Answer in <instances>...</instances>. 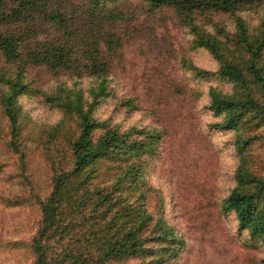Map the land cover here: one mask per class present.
<instances>
[{
  "label": "rangeland",
  "instance_id": "obj_1",
  "mask_svg": "<svg viewBox=\"0 0 264 264\" xmlns=\"http://www.w3.org/2000/svg\"><path fill=\"white\" fill-rule=\"evenodd\" d=\"M42 1V10L21 0H2L0 7L12 19L0 24V39H17L11 53L0 48V264H33L37 197L49 194L59 166H71L80 100L95 120L145 145L132 159L137 182L122 193L150 216L148 239L143 253L106 264H264V236L240 228L225 204L233 188L247 187L238 167L264 177V111L244 116L234 129L216 126L225 116L211 109L210 93L239 89L216 72L217 59L195 42L172 5ZM232 1L256 33L264 0ZM56 9L64 26L46 17ZM191 15L197 28L233 45L231 13L206 3ZM56 53L66 61L46 59ZM16 80L24 88L16 99L22 155L10 147L2 111Z\"/></svg>",
  "mask_w": 264,
  "mask_h": 264
},
{
  "label": "trees",
  "instance_id": "obj_2",
  "mask_svg": "<svg viewBox=\"0 0 264 264\" xmlns=\"http://www.w3.org/2000/svg\"><path fill=\"white\" fill-rule=\"evenodd\" d=\"M21 1L26 7H44L42 0ZM147 1L174 6L194 32L195 42L205 46L217 59L216 72L239 89V95L210 93L211 109L225 116L216 126L234 129L244 116L264 111V18L257 32L250 33L245 21L235 14L232 0ZM206 3L234 16L233 45L195 26L192 9ZM46 17L54 24H65L57 9L48 12ZM10 20L8 14L0 13V24ZM16 40L15 37H2L0 48L11 53ZM233 47L236 51L231 52ZM49 56L47 60L66 61L63 53ZM195 70L198 74L208 73ZM21 90L24 88L20 81H14L2 101L10 131V147L19 155L23 153L16 99ZM90 108H84L81 100L77 102L75 112L80 127L71 144V166H59L53 173L49 194L44 199L37 197L41 218L29 244L33 264H106L112 259L143 253L150 216L142 210V204L132 203L122 191L128 186L129 189L134 187L137 182L139 166L132 159L144 151V141L128 140L115 129L106 127L103 121L93 118ZM237 146L240 147L238 141ZM236 177L247 187L233 188L227 196L226 208L234 211L240 228L264 236V177L250 174L241 167L237 168Z\"/></svg>",
  "mask_w": 264,
  "mask_h": 264
}]
</instances>
